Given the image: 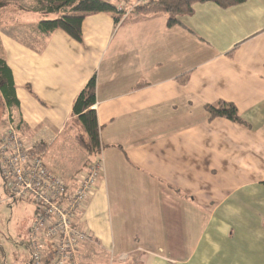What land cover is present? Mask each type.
Masks as SVG:
<instances>
[{
	"label": "crops",
	"instance_id": "crops-1",
	"mask_svg": "<svg viewBox=\"0 0 264 264\" xmlns=\"http://www.w3.org/2000/svg\"><path fill=\"white\" fill-rule=\"evenodd\" d=\"M130 11L87 16L83 43L56 31L0 59L11 114L48 169L74 190L89 159L102 163L77 221L92 237L81 261L264 264V0L196 4L172 28ZM93 77L102 146L90 157L73 108ZM222 102L244 125L210 117Z\"/></svg>",
	"mask_w": 264,
	"mask_h": 264
},
{
	"label": "built area",
	"instance_id": "built-area-1",
	"mask_svg": "<svg viewBox=\"0 0 264 264\" xmlns=\"http://www.w3.org/2000/svg\"><path fill=\"white\" fill-rule=\"evenodd\" d=\"M149 1L137 0L134 6ZM119 11L128 10L121 5ZM102 171L101 161L93 162L80 176L77 188L71 190L48 169L44 148L26 142L17 125H8L0 145V176L10 201L36 206L28 240L30 264H87L81 261L80 248L92 237L77 221ZM2 258L0 251V264ZM108 264H129V255H111Z\"/></svg>",
	"mask_w": 264,
	"mask_h": 264
},
{
	"label": "trees",
	"instance_id": "trees-1",
	"mask_svg": "<svg viewBox=\"0 0 264 264\" xmlns=\"http://www.w3.org/2000/svg\"><path fill=\"white\" fill-rule=\"evenodd\" d=\"M246 0H150L146 4H133L129 14L168 16V27L180 26L179 18L192 15L194 6L203 3H215L222 8H230L244 3ZM129 3V0H125ZM34 13L41 14L38 23V32L48 36L56 31H62L78 43H83V22L89 15L107 13L115 16V23L125 16L126 11H119V6L104 0H42L36 2ZM4 4L0 3V9ZM96 77H93L83 91L79 94L73 108V116L79 124L82 134L78 137L79 144L90 157L101 151L100 127L96 105ZM0 93L6 106L9 108L19 106L16 98L15 83L11 69L6 62L0 60ZM206 110L210 117L225 118L239 125L244 122L239 116L237 108L226 102L216 106H207ZM94 161L89 159L85 168Z\"/></svg>",
	"mask_w": 264,
	"mask_h": 264
},
{
	"label": "rangeland",
	"instance_id": "rangeland-1",
	"mask_svg": "<svg viewBox=\"0 0 264 264\" xmlns=\"http://www.w3.org/2000/svg\"><path fill=\"white\" fill-rule=\"evenodd\" d=\"M38 1L42 0H0L4 4L0 9V59L17 50L19 46L40 47L43 40L37 29L42 15L34 13ZM122 2L125 9H130L136 0ZM10 123L17 125L19 131H22L0 93V145ZM35 212L36 206L32 202L9 200L0 176V251L3 264H30L28 240L30 229L36 220Z\"/></svg>",
	"mask_w": 264,
	"mask_h": 264
}]
</instances>
